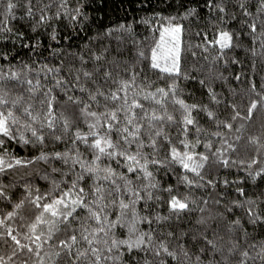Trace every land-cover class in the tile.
<instances>
[{
	"label": "trees",
	"instance_id": "obj_1",
	"mask_svg": "<svg viewBox=\"0 0 264 264\" xmlns=\"http://www.w3.org/2000/svg\"><path fill=\"white\" fill-rule=\"evenodd\" d=\"M14 2L17 6L9 13L7 0H0V69L5 74L17 72L21 80L31 79L33 83L38 80L43 87L37 90V98L43 92H49L53 97L56 132L62 139H54L49 135L51 130L45 127L42 129L43 143H33L35 138L31 131H24L19 125L13 126V139L0 137V160H3L0 167L4 169L0 171V191L6 196V199H0V219L15 212L12 219L6 220L13 235L31 246V241L24 239L26 235L34 237L42 232L47 234L50 229L54 231L49 222L56 218L43 213L45 223L38 222L36 217L42 208H36L25 197L29 193L30 198L42 194L46 197L40 202L43 205L53 197H59L61 190L67 191L72 182L77 181V188L84 189L85 201L96 211L99 208L92 203L96 199L94 193L97 187L103 188L105 198L99 202L100 207L107 205L108 220L118 221L109 235L114 233V238L135 240L143 234H151V241L146 235L144 237L149 251L134 249L129 253L122 246L119 251L123 255L119 260H104L103 256L117 255L115 250L112 253L104 251L100 264H237L239 249L230 253L229 240L233 243L239 240L240 247H245V240L240 239L241 229L248 240L257 242L258 247L264 243V223L253 224L248 216L250 209L257 214L264 213V172H261L264 170V11L259 10L260 0ZM29 7L32 15L26 13ZM41 15L45 17L43 21ZM250 25L256 26L255 32ZM169 27L181 29L178 76H169L151 67L153 50L157 52L155 62L161 67L171 66L167 57L164 61L160 59L164 57L160 54L162 33ZM223 33H228L231 39H223ZM84 72L91 73V79L85 77ZM106 72L111 76L101 91H114L135 74V83L127 93L121 91L119 95H127L130 104L133 100L143 104L149 116L155 113L164 118L162 122H151L153 132L161 130L163 133L155 137L158 151L148 146L151 141L144 133V127L141 128L145 147L139 149L144 156L140 164H146L150 177H145L143 169L135 164L136 170L129 171L126 165L130 161L119 155V150L127 149L129 154L135 155L137 146L126 144L115 131L110 133V139L119 144L117 155L114 158L101 155L95 160L88 144L105 131L103 118L95 129L97 137L88 136L92 130L89 124L94 118L82 115L79 106L68 100L69 96L87 99L89 91L104 85ZM113 80L117 82L113 83ZM57 81L63 86H56ZM5 83L9 84L10 100L16 99L18 94L28 99L27 86L11 87L15 81ZM79 87L84 91H79ZM158 88L173 90L165 97L157 92ZM97 99L100 106L93 104L91 110L98 115L106 111L105 103L108 109H116L123 103V100ZM177 99L190 106L193 125L183 123L187 113L175 103ZM28 102L33 103L37 111L41 110L42 106L35 100ZM253 102L257 108L251 119H242ZM140 111L139 108L133 110L134 113ZM133 112L118 111V126L132 130L127 117ZM209 112L213 114L211 118ZM236 113L240 115L234 119ZM168 115L173 117V122L167 121ZM65 120L69 122L67 133L62 130ZM133 123L146 125L148 121L134 120ZM225 124H231V130ZM32 128L39 129L40 123H32ZM184 128L187 132H182ZM77 132L87 137V143L73 142ZM21 133L28 143L19 139ZM251 140L256 142L250 143ZM181 141L189 147L185 148ZM229 144L235 151L228 147ZM173 147L181 155L187 152L193 156V161L188 162L190 167L200 162V155L208 156L199 169L203 179L174 160L164 164L151 162L153 158L165 160L166 156L171 160ZM57 152H68L69 157H75L78 152L84 167L80 163L72 164L71 160L64 164L54 158ZM212 153H218L219 159ZM225 159L227 166L221 162ZM16 160L21 164L17 165ZM89 166L100 170L88 172L85 169ZM53 168L59 171L53 172ZM105 169L112 173L108 180L104 179L109 175ZM53 181L59 185L55 191ZM173 198L186 203L187 208L174 210L171 206ZM121 200L129 204L128 209L119 207ZM21 201L22 206L15 208ZM132 201H135L134 205ZM74 215L87 216V213L78 207ZM133 215L135 231L130 234ZM34 223L35 231H31ZM86 223L95 226L92 220ZM64 227L60 225L57 238H65ZM3 231L0 228V233ZM205 236L209 240L215 239L219 251L211 249ZM50 244H44L41 251L45 264H65L64 259L55 256L56 249ZM161 244L175 253V258L169 256ZM76 247L87 245L81 241ZM10 252L9 245L0 242V255L6 261ZM129 256L133 258L129 259ZM224 257H227L226 261ZM13 261L19 264V257H14ZM13 261L7 264H13Z\"/></svg>",
	"mask_w": 264,
	"mask_h": 264
},
{
	"label": "snow or ice",
	"instance_id": "obj_2",
	"mask_svg": "<svg viewBox=\"0 0 264 264\" xmlns=\"http://www.w3.org/2000/svg\"><path fill=\"white\" fill-rule=\"evenodd\" d=\"M28 4L32 3V0H27ZM16 3L14 0H7V11L9 13L12 12L13 9L16 8ZM243 8L244 6L241 5ZM223 11V9H220ZM259 10L264 11V0H260L259 4ZM77 13H79V9L76 10ZM26 13L28 15H32V9L31 7L26 9ZM245 14H247V10L245 9ZM45 17L41 15L40 20L43 21ZM251 30L253 32L256 31L255 25H250ZM165 31H169V29H165ZM172 33H180L181 29L179 27H174L170 29ZM223 39L230 40L231 37L228 35V33L222 34ZM227 46V45H224ZM141 55H143L141 53ZM168 59L171 60V66L170 67H161V65L156 61L157 59V52L156 50L152 51V60L154 61L151 64V67L154 69H160V71L166 73L169 76L172 75H180L179 71V47H178V41L177 46L174 49L169 50L168 53ZM83 75L87 77L88 79H91L92 74L89 72H84ZM111 76V73H105V82L104 85H101L100 87L96 88L95 90L89 91L87 99L84 98H75L72 96L68 97V100H70L72 103L77 104L79 106V111L84 116H91L94 118V122L89 124V128L92 129L89 131L88 136L97 137V131L95 129L97 128V125L100 123L101 118H103V127L105 131L102 135L98 136L94 140L93 143L88 144V147L93 150L95 160H99L101 155L107 156L109 158H114L117 155V149L119 148V144H114L112 140L110 139V133L115 131L119 138L122 139L126 144H133L135 143L137 146V151L135 155L129 154L127 152V149H120L119 155L124 156L130 163L126 165L128 167L129 171H135L136 169L133 167V165H137L140 168L143 169L145 177H150L151 173L147 171L146 164L141 165L140 160L144 159L143 154L139 149H142L145 147L144 140L141 139V128L144 127V133L148 136V139L151 141V143L148 145L149 147L153 148L154 150L158 151V145L156 143L155 137H160L163 135L161 130H157L155 132L152 131L153 125L152 121H163V117L155 115L153 113L151 116L148 114V109L144 107L143 104L138 103L137 101L133 100L130 104L127 99V95L124 97H121L119 93L121 91H124L127 93V90L131 88L132 84L135 83V74L130 75L129 79L126 81H123L120 83V87L117 88L114 91H110L109 93H105L101 91V88L106 86L108 83V77ZM239 79V77H236ZM80 77L77 76L76 80L79 81ZM6 81H15L14 84H11V87H24L25 90L29 93V97L27 100H25L23 94H18L16 99H9V84H6ZM113 83H116L117 81L113 80ZM95 83V81H93ZM56 86H63L61 81H57ZM43 86L39 84V81L37 80L36 83H33V80L31 79H24L21 80L20 76L17 72L13 71L10 74H5L2 69H0V137H7L9 139H13V126L19 125L24 131H31V136L35 139L33 140V143L40 142L43 143V132L42 129L47 127L51 131L49 133L50 136H52L56 140L62 139L60 135L56 132V117L53 114V97L49 95L48 91H45L41 94L39 98H37L36 93L37 90L42 88ZM72 90H76L73 88ZM173 89H169L168 91H172ZM67 91V87H66ZM79 91L83 92L84 88L79 87ZM168 91H165L164 88H158L157 92L161 93L163 96L168 95ZM98 97H102L104 101H118L123 100L122 104H119L116 109H108L107 103L104 104V108L106 111L103 113H98L96 111H92L91 108L93 104H95L97 107L100 106V100H98ZM147 98V97H146ZM35 100L38 104H40L41 110L37 111L36 107L33 103H30L28 101ZM157 103L160 101L157 100ZM175 103H178L181 105L182 108H184L185 112L187 113L184 116L183 123L186 125H193L194 120L191 116L190 112V106L185 105L182 100H176ZM194 107V106H191ZM135 108L141 109L140 113H134L133 110ZM257 108V104L255 102L251 103L248 107V112L246 116L241 117L242 119H251L252 112ZM124 112L125 114L129 112H133L132 116L127 117V124L132 125V130L129 129L127 126H118L119 120L117 117V112ZM19 112V115L16 113ZM212 113L209 112L208 116L211 118ZM239 113H236V115L233 117L234 119L239 116ZM23 118V123H22ZM167 121L173 122V117L171 115H168L166 117ZM145 121L147 120L148 123L146 125H142L140 123H133V121ZM39 122L40 128L34 129L32 128V123ZM225 127L231 130L232 125L231 124H225ZM62 130L64 133H67L69 130V122L65 120L62 125ZM197 131H199V128H197ZM38 132L41 134L38 135ZM182 132H187V129H182ZM167 137H165L166 139ZM20 140H23L25 143H28L27 140H24V136L21 133L19 136ZM84 141L87 143V137L82 136L79 132L75 134V137L73 139V142L76 141ZM256 141L251 140L250 143H255ZM181 143H184L181 141ZM2 146V144H0ZM184 147L187 148L189 145L187 143H184ZM230 149L235 151V147L231 144L228 145ZM108 149H112V151H108ZM213 156H216L217 159H219L218 153H212ZM42 159L44 157H41ZM54 158L60 159L64 164H67L69 160L72 161V164L80 163L81 167H84L83 162L80 160V154L77 152L75 157H69L68 152L62 153H55ZM171 160H168L167 156L165 157V160H157L155 158L152 159L153 164H164V163H171L173 160L179 162L183 169L187 171L194 172L196 176L203 179L204 177L201 176L199 169L204 166L203 162L208 160V156L206 155H200L199 157V163H193V165L190 167L189 161H193V156L189 153L185 152L183 155H181L175 147L171 149ZM215 163V161H213ZM223 164L227 166L228 161L222 160ZM95 161H93V164ZM3 164V160H0V165ZM16 164H21V161L16 160ZM8 167H11L9 164ZM4 169L0 167V171H3ZM88 172L93 171H99L100 169L93 168L92 166H89L85 169ZM59 171L57 168H53V172ZM105 171L109 172L108 176H105L104 179L108 180L111 178V170L105 169ZM261 172H264V170H261ZM82 178L78 177V179ZM188 178L185 177V180ZM154 186V185H153ZM57 188H59V185L53 181V191H55ZM118 190V188L116 189ZM84 189L83 188H77V181L72 182L71 187L67 191L61 190L59 197H53L52 200L48 201L47 203H43V205L40 203L41 201L45 200L46 197L42 194H37L34 198L31 197V193H29L28 196L25 197V200H28L30 204H33L36 208H42L41 214L37 215L36 220L41 223H45L43 219V213H50L52 217H55V220L50 221L54 226V231L50 229V231L45 234L41 233L39 235L28 236L26 235L24 237L25 240L31 241V246L27 243H22L21 239H19L16 235H13V230L10 227L6 226V220L12 219L15 216V212H9L6 214V216L2 219H0V228H3V233H0V242L3 244H8L11 248V252L7 257V261L5 260L4 256L0 255V264H7L8 261H13L14 257H19V264H45L44 256L41 255V251L43 249L44 244H49L51 242L50 247L53 249H56L55 256L57 258H61L65 260V264H77L79 261H84L85 264H100L102 253L104 251H107L108 253H112L113 250L116 251V256L106 255L103 256L104 260H119L121 256L123 255L120 253L119 249L124 246L126 247L127 251L129 253L133 252L134 249L138 251H149L146 243H145V235L148 237V240L151 241V234L146 233L141 236H138L135 240H132L131 238L127 240H121L114 238V233L112 235H109L112 232V229L116 226V223L114 221L108 220V215L105 212V208H107V205H104L103 207H100L99 202L105 198L104 196V190L102 187H97L95 190V197L96 199L92 201V203H96L97 207L99 208V211L93 210V208L90 206L89 203L85 201L84 198ZM109 194H111V190L109 191ZM243 194V193H241ZM51 195V193H49ZM138 196V194H137ZM0 199H6L5 193L3 191H0ZM133 205L135 204V201L131 202ZM23 204V201L15 205V208L19 209ZM172 208L184 210L187 208L186 203H181L180 201L176 200L175 198L171 201ZM83 208L85 212L87 213V216H78L74 215L76 213L77 208ZM119 207L121 209H128L129 204L124 203L122 200L120 201ZM103 213V216L101 215ZM121 216H123V212L121 213ZM248 216L251 218V223H264V213L257 214L254 213L251 209L248 211ZM135 216L133 215L132 218V227L129 228L130 234L135 231L134 224H135ZM87 220H92L95 222V226L88 225L86 223ZM236 224H239V221L236 222ZM60 225H64L63 232L65 233V238H57L56 233H59L61 231ZM75 225V226H74ZM121 226H124L123 224ZM36 224L31 225V231H35ZM231 231V229H230ZM103 233V236L100 234ZM79 234V235H78ZM218 239H223V237H217ZM240 239L245 240L246 246L241 248L239 244V240H237L235 243H233L231 240H229V243L231 244V248H229L230 253L237 252V249H239V255L240 260L237 262V264H257V261L260 262V264H264V243H260L259 247L257 245V242L250 241L247 238L246 232H244L241 229V237ZM204 240L207 242V244L211 247L214 251H219L217 248V244L215 239L209 240L207 236L204 237ZM11 241V243H9ZM85 243L87 247L79 248L76 247L78 244ZM110 241V243H109ZM97 245H103V248L97 247ZM161 248L169 255L175 258V253L172 251H169L166 247H164L163 244H161ZM156 255H159V252L155 253ZM47 255V253H45ZM185 256H187V253H184ZM132 256H129V259H132ZM200 258L197 257V260ZM225 261L227 260V257H224ZM13 264H15V261H13ZM147 264V262H146Z\"/></svg>",
	"mask_w": 264,
	"mask_h": 264
},
{
	"label": "rangeland",
	"instance_id": "obj_3",
	"mask_svg": "<svg viewBox=\"0 0 264 264\" xmlns=\"http://www.w3.org/2000/svg\"><path fill=\"white\" fill-rule=\"evenodd\" d=\"M174 27H169V28H166V29H169V31H163L162 33V37H161V42H162V45H161V56H164V57H160V59H162V61H164V59L166 57H168V53H169V50L171 49H174L176 46H177V41L179 42V34L180 33H172L170 31V29H172ZM170 60V59H169ZM171 62V60H170Z\"/></svg>",
	"mask_w": 264,
	"mask_h": 264
}]
</instances>
